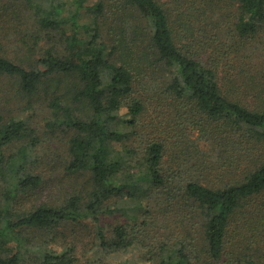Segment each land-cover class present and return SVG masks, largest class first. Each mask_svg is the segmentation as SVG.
<instances>
[{"label":"trees","instance_id":"obj_1","mask_svg":"<svg viewBox=\"0 0 264 264\" xmlns=\"http://www.w3.org/2000/svg\"><path fill=\"white\" fill-rule=\"evenodd\" d=\"M84 222L96 264H264V0H0V264Z\"/></svg>","mask_w":264,"mask_h":264},{"label":"rangeland","instance_id":"obj_2","mask_svg":"<svg viewBox=\"0 0 264 264\" xmlns=\"http://www.w3.org/2000/svg\"><path fill=\"white\" fill-rule=\"evenodd\" d=\"M11 45H12L11 43L9 44L6 43V49L8 52H11L13 50V47ZM2 108H3V104H2ZM4 109H5V113L8 114L10 110L7 103H5ZM49 152L53 154L56 159L59 158L57 157V154L59 152L58 145L52 144V146H49ZM60 173H61L60 170H56L52 178L46 177L47 183H45L43 189H41L42 191H40V198L42 201L54 203L55 199L61 196L63 190L65 191L70 188L71 186L70 183L72 180L68 178L62 181L64 183L62 182L58 183V178L61 176ZM118 221L124 222L126 221V218L118 215L114 217H107L105 220L102 221V224L111 227L112 224L117 223ZM83 225L89 228V231L85 230ZM93 231L94 228L92 224L88 222H84L83 224H78V225L63 224L61 225V227L57 229L56 232V235L59 236V238L55 239L56 242L50 241L49 246L57 251H60L62 245L71 244L75 246V256L77 258V264H87V262L88 263L94 262V264H96V261H93L96 259V255H97V253H95L96 248L94 249V245L92 242ZM136 253L137 252L131 254L130 253L119 254L116 259L112 260L107 258V261L108 264H118V262L122 260H135L139 258L138 257L139 254L137 253V255H135ZM136 256L138 258H136Z\"/></svg>","mask_w":264,"mask_h":264}]
</instances>
